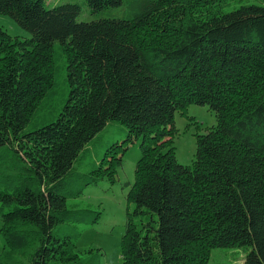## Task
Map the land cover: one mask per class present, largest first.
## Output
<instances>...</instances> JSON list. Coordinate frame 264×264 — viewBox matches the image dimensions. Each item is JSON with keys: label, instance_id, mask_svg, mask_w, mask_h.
I'll use <instances>...</instances> for the list:
<instances>
[{"label": "trees", "instance_id": "obj_1", "mask_svg": "<svg viewBox=\"0 0 264 264\" xmlns=\"http://www.w3.org/2000/svg\"><path fill=\"white\" fill-rule=\"evenodd\" d=\"M86 1L97 15L124 9L77 21V1L0 0V13L32 33L0 26L4 264H89L75 233L58 231L77 210L67 198L104 176L114 181L126 141L139 136L122 264H208L213 246L238 245L250 247L241 264H264V0L230 10L225 0ZM56 40L69 94L30 129L54 84ZM190 103L216 114L197 133L191 165L173 138L175 112ZM110 120L127 125V139L74 176L73 162Z\"/></svg>", "mask_w": 264, "mask_h": 264}, {"label": "rangeland", "instance_id": "obj_2", "mask_svg": "<svg viewBox=\"0 0 264 264\" xmlns=\"http://www.w3.org/2000/svg\"><path fill=\"white\" fill-rule=\"evenodd\" d=\"M77 1L81 11L77 21L94 18L111 11H122L118 6L100 11L97 15L91 11L86 0H45L47 6L63 2ZM127 2V0H125ZM223 10L233 9L245 3H261L262 0H225ZM0 26L12 35L30 37L32 33L16 19L6 13H0ZM54 84L44 103L35 116L27 123L34 128L53 119L61 109L69 94L70 83L67 76V58L60 49L59 40L54 45ZM216 123V114L207 104L190 103L184 112H175L176 131L173 135L176 155L180 162L191 165L196 157L197 133L205 132L207 126ZM127 125L110 120L84 146L73 162V174H86L97 166L106 150L115 142L127 139ZM135 137V136H134ZM142 136L127 142L123 163L118 166L116 179L108 176L99 179L96 184H88L77 196L67 198L69 208L77 209L73 219L58 226L59 232H73L76 235L77 250L85 263L122 264L121 237L126 229L128 211L132 213L135 202L128 199L129 189L134 181L135 166L141 156ZM77 181H73L76 183ZM133 220L140 221L139 214H133ZM2 225L0 213V227ZM250 247L213 246L208 264H241ZM5 240L0 231V264H4ZM93 264H96L95 262Z\"/></svg>", "mask_w": 264, "mask_h": 264}]
</instances>
